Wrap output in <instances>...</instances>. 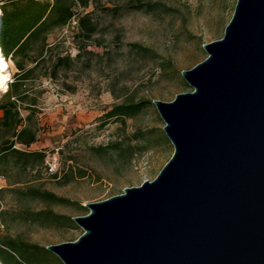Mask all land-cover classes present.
Instances as JSON below:
<instances>
[{"label":"water","instance_id":"water-1","mask_svg":"<svg viewBox=\"0 0 264 264\" xmlns=\"http://www.w3.org/2000/svg\"><path fill=\"white\" fill-rule=\"evenodd\" d=\"M3 14H0V35ZM153 104L174 154L153 182L86 204L63 264H264V0H238L222 40Z\"/></svg>","mask_w":264,"mask_h":264},{"label":"rangeland","instance_id":"rangeland-1","mask_svg":"<svg viewBox=\"0 0 264 264\" xmlns=\"http://www.w3.org/2000/svg\"><path fill=\"white\" fill-rule=\"evenodd\" d=\"M237 1L91 0L88 9L77 10L81 16L91 15L98 26L96 35L86 44L85 51L79 53L78 47L82 45L77 37V19L55 32L49 39L55 46L52 56H70L77 61L71 68H63L56 77L40 78L30 84L34 88L31 95L38 100L34 121L38 139L30 151L46 152L47 157L59 151L61 160L51 172L56 169L61 173L58 179H53L46 170L35 178L34 175L13 177L20 181V189L33 187L48 191L70 200L73 206L19 202L6 195L0 211L13 214L23 210H50L59 215L83 217L86 215L78 210V204L103 202L124 194L126 189L153 182L174 154L154 104L125 125L108 122L105 116L123 103H171L178 95L192 92L182 72L207 59L205 45L223 39ZM155 3L163 5V9L151 14L146 13V8L138 9L140 4ZM132 45L152 50L160 58L158 63L138 57L132 52ZM50 67V63L43 66L42 73L48 75ZM9 72L11 86L17 74L13 64ZM8 90L0 94V103ZM22 115L26 117L27 113L22 111ZM139 132L146 141L134 139ZM115 143L147 145L148 149L137 154L132 164L124 168L112 160L115 151L108 147ZM97 148H108L107 156L101 158L94 151ZM67 166H72L76 174L70 177L73 179L70 183ZM81 174L85 177L80 178ZM6 188L8 182L0 178V190ZM83 233L79 227L78 230L41 228L14 222L11 217L6 219V226L0 224V237L20 239L45 249L75 242ZM33 264L63 263L48 251L41 253Z\"/></svg>","mask_w":264,"mask_h":264},{"label":"trees","instance_id":"trees-1","mask_svg":"<svg viewBox=\"0 0 264 264\" xmlns=\"http://www.w3.org/2000/svg\"><path fill=\"white\" fill-rule=\"evenodd\" d=\"M91 0H6L1 7L3 14L2 30L0 35V48L2 56L10 61L16 68L15 80L9 86L0 103V178L8 182V188L0 190V203L5 196H13L19 202H40L43 204L71 207L70 200L61 198L54 193L37 188L20 189V181L13 177L24 176L34 178L43 170L51 173L53 179H58L60 170L51 172L54 156L57 163L60 162V152L46 156V152H32L30 148L37 143L38 128L35 118L38 113V100L30 85L40 78H51L62 71L63 68H71L77 61L70 56H52L55 46L49 43V39L57 31L69 27L77 19L79 34L78 40L82 46L78 47L79 53L85 51L89 43L98 31V26L90 14L81 16L77 10H85L90 7ZM138 9H147L148 14L163 9V5L140 4ZM108 12L118 10L108 9ZM132 52L142 59L159 61L152 50L140 45H132ZM80 55V54H79ZM50 63V73H42V67ZM164 67V65H161ZM152 102L140 101L116 105L105 116L108 122L125 125L127 120H133L142 115ZM22 111L27 113L23 117ZM135 140L146 141L144 134L139 132L134 136ZM162 140L168 143L165 136ZM115 151L114 163L127 167L132 164L134 157L148 149V146H132L119 143L108 147ZM108 148H97L94 151L101 157L107 156ZM109 155V154H108ZM65 171V169H64ZM70 171V172H69ZM72 166H67L66 175L69 183L70 177H76ZM85 177L81 174L80 178ZM35 180V179H34ZM33 180V181H34ZM78 210L87 216L89 210L83 204H78ZM13 218L14 222L38 226L41 228L78 230L74 218L59 215L53 211L32 212L23 210L11 213L0 211V224L6 226V219ZM43 252H48L44 247L29 244L12 237H0L1 264H33L36 258Z\"/></svg>","mask_w":264,"mask_h":264},{"label":"bare ground","instance_id":"bare-ground-1","mask_svg":"<svg viewBox=\"0 0 264 264\" xmlns=\"http://www.w3.org/2000/svg\"><path fill=\"white\" fill-rule=\"evenodd\" d=\"M0 14H2L0 8ZM10 65L3 58L0 48V94L6 91L9 88V82L11 80V74L9 72Z\"/></svg>","mask_w":264,"mask_h":264},{"label":"built area","instance_id":"built-area-1","mask_svg":"<svg viewBox=\"0 0 264 264\" xmlns=\"http://www.w3.org/2000/svg\"><path fill=\"white\" fill-rule=\"evenodd\" d=\"M5 1L6 0H0V8L3 6V4H5ZM4 58V57H3ZM5 59V58H4ZM6 60V62H8V64L9 65H11L12 63L10 62V61H8L7 59H5ZM56 165H57V158H56V156H54L53 158H52V167H55L56 168ZM52 167H51V171H52ZM56 170V169H55ZM54 170V171H55Z\"/></svg>","mask_w":264,"mask_h":264}]
</instances>
